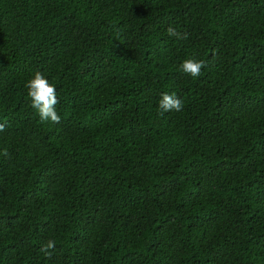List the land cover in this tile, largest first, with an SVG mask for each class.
<instances>
[{
	"label": "trees",
	"instance_id": "16d2710c",
	"mask_svg": "<svg viewBox=\"0 0 264 264\" xmlns=\"http://www.w3.org/2000/svg\"><path fill=\"white\" fill-rule=\"evenodd\" d=\"M0 123V264H264V0H0Z\"/></svg>",
	"mask_w": 264,
	"mask_h": 264
},
{
	"label": "clouds",
	"instance_id": "9594fccd",
	"mask_svg": "<svg viewBox=\"0 0 264 264\" xmlns=\"http://www.w3.org/2000/svg\"><path fill=\"white\" fill-rule=\"evenodd\" d=\"M167 32L171 37H176L177 39L186 40L188 38L187 33H181L171 26L168 27ZM205 66L206 62L203 60L188 58L181 63L180 69L191 77L197 78L201 75V71ZM26 88L28 90L27 95L31 99V106L37 111L40 120L42 122L60 123L61 116L55 107L59 103L55 85L50 83L40 71H37L34 77L26 83ZM159 109L161 113L179 112L183 110V101L175 94L164 92L159 100ZM5 127L4 123H0V132H3ZM2 155L10 157L7 149L3 150ZM55 246L56 241L49 239L42 246L41 251L50 257L51 253L49 250L54 249Z\"/></svg>",
	"mask_w": 264,
	"mask_h": 264
}]
</instances>
